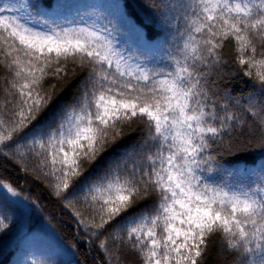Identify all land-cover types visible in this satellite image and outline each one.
Wrapping results in <instances>:
<instances>
[{"label":"snow or ice","instance_id":"1","mask_svg":"<svg viewBox=\"0 0 264 264\" xmlns=\"http://www.w3.org/2000/svg\"><path fill=\"white\" fill-rule=\"evenodd\" d=\"M31 7L24 0H0V45L11 57L9 67L17 69L15 77L22 81L12 85L19 93L13 114L18 119L10 126L0 119V144L12 140L13 133L27 123H38L55 103L51 94L38 90L53 62L88 61L95 73L89 79L100 83V89L81 90L71 111L63 106L54 113L53 119L60 120L47 140L57 195L74 182L89 183L84 166L90 170L99 163L110 142L120 138L122 126L143 117L154 132L158 150L154 158H148L152 171L144 173L148 179L141 183L145 190L155 189L159 200L141 210L134 206L141 192L137 182L100 177L91 185V199L101 205V222L95 227L103 228L122 214L130 217L134 226L128 227V235L143 251L144 264H198L201 246L215 231L228 237L229 247L239 246L259 257L249 264H264V178L255 188L238 190L212 185L202 176L212 170V157L204 155L209 139L224 135L233 117L220 119L216 126L204 87L207 73L200 68L210 66L208 58L216 57L221 47L218 40L229 36L239 43L241 52L251 46L255 53L249 33L264 40V0H193L186 34L181 33L183 45L170 61L171 67L162 71L130 64L113 45L112 29L106 25L53 27L44 20L36 27L29 19ZM115 7L123 18L129 0ZM245 63L253 66L252 60H240ZM256 65L264 68V59ZM62 73L65 67L52 72L57 78ZM256 75L264 83V71ZM37 143L44 148V142ZM3 187L19 196L11 186ZM7 227L0 218V231ZM158 228L164 233L162 239L157 238Z\"/></svg>","mask_w":264,"mask_h":264},{"label":"trees","instance_id":"2","mask_svg":"<svg viewBox=\"0 0 264 264\" xmlns=\"http://www.w3.org/2000/svg\"><path fill=\"white\" fill-rule=\"evenodd\" d=\"M24 2L32 5L29 19L33 26L40 27L44 20L53 27L106 25L112 29L109 38L113 45L130 64L140 63L162 71L171 67L170 61L183 45L181 33L186 34L193 0H129L123 18L115 5L124 0ZM108 20L113 24H108ZM249 39L255 53L251 46L241 52L239 43L229 36L218 40L221 47L216 57L208 58L210 66L200 65L207 73L204 87L208 108L217 117L214 123L219 126L220 119L233 117L227 121L229 127L224 135L209 139L210 147L204 155L212 157V170L204 171L202 176L208 183L228 189L255 188L264 178V83L256 75L258 70L264 71L256 65L264 59V40L253 33H249ZM214 59L219 63H211ZM241 59L252 60L253 66L240 64ZM10 64L11 57L0 45V119L9 126L18 119L13 114L18 110L14 106L19 93L12 85L22 83L15 77V65L9 67ZM58 66L66 68L60 78L52 74ZM48 72L38 90L51 94L55 103L41 114L38 123H27L13 133L12 140L0 144V185L11 186L22 201L28 202L24 209L0 188V218L8 225L0 231V264H144L143 251L135 246V238L128 235V227L134 226L130 217L122 214L103 228L95 227L101 222V205L92 201L91 185L99 182L100 177L118 176L122 182L135 181L141 188L135 207L143 210L158 201L157 191L145 190L141 183L148 179L144 173L152 171L148 158H154L158 150L152 139L154 132L146 118L134 117L122 126L120 138L114 144L110 142L99 163H94L90 170L87 164L84 166L89 183L74 182L68 191L57 195L56 179L51 174V149L47 145L60 120L53 119L54 113L63 106L71 111L78 92L98 91L101 84L89 79L95 73L88 61L69 59L59 65L53 62ZM37 141L44 142V148ZM203 167L207 169L208 165ZM45 225L53 233L52 238L42 230ZM163 235L158 228L157 238L162 239ZM201 247L198 264H249L259 259L242 247H229L228 237L222 231L208 235Z\"/></svg>","mask_w":264,"mask_h":264},{"label":"rangeland","instance_id":"3","mask_svg":"<svg viewBox=\"0 0 264 264\" xmlns=\"http://www.w3.org/2000/svg\"><path fill=\"white\" fill-rule=\"evenodd\" d=\"M0 188L2 189V191L4 192V194H6V196L10 200H13L15 202H18L19 204H21L24 207V209H27V204H26V203H28L27 201H22L18 196H15V197L12 196L11 193H9L7 191V189L5 187H3L2 184L0 185ZM19 199H20V201H19ZM42 230L45 231L50 236V238H52L54 236L53 233L50 232V228L47 225H45V227L42 228Z\"/></svg>","mask_w":264,"mask_h":264}]
</instances>
